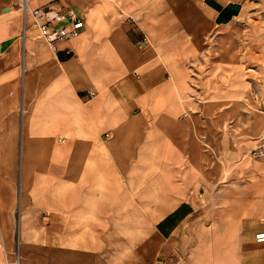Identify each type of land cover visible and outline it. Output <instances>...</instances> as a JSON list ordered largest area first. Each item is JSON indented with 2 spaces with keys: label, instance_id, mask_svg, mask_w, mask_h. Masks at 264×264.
I'll return each mask as SVG.
<instances>
[{
  "label": "crops",
  "instance_id": "1",
  "mask_svg": "<svg viewBox=\"0 0 264 264\" xmlns=\"http://www.w3.org/2000/svg\"><path fill=\"white\" fill-rule=\"evenodd\" d=\"M20 1L0 0V264H264L246 5ZM45 7L83 22L57 51Z\"/></svg>",
  "mask_w": 264,
  "mask_h": 264
},
{
  "label": "rangeland",
  "instance_id": "2",
  "mask_svg": "<svg viewBox=\"0 0 264 264\" xmlns=\"http://www.w3.org/2000/svg\"><path fill=\"white\" fill-rule=\"evenodd\" d=\"M241 3L246 5L245 12L241 13L239 17L235 19V26L239 28V33L237 34L238 44V55L236 61L242 77L245 79V85L247 88V95L240 100V104L245 103L249 107L254 99L250 96V91L256 89H264L261 87V81L264 79V50L258 48V45H254L251 48L250 42L253 44L260 43L264 41V0H240ZM247 99V100H246ZM257 114L262 113L259 108H252ZM264 115V114H263ZM253 116V114H252ZM262 120L264 117L257 116L254 121ZM263 126V124H262ZM260 125L258 126V128ZM262 129L256 131L258 135L261 134ZM3 141V140H2Z\"/></svg>",
  "mask_w": 264,
  "mask_h": 264
},
{
  "label": "built area",
  "instance_id": "3",
  "mask_svg": "<svg viewBox=\"0 0 264 264\" xmlns=\"http://www.w3.org/2000/svg\"><path fill=\"white\" fill-rule=\"evenodd\" d=\"M20 5L23 13L28 9V0H21ZM33 18V27L37 29L40 38L44 43L54 51H57L61 43L75 39L79 36L83 22L73 14H62L50 7L35 8L30 10ZM262 142L252 152L251 156L258 159H264V133ZM256 243H264V232L255 235ZM156 264H165L156 262Z\"/></svg>",
  "mask_w": 264,
  "mask_h": 264
},
{
  "label": "bare ground",
  "instance_id": "4",
  "mask_svg": "<svg viewBox=\"0 0 264 264\" xmlns=\"http://www.w3.org/2000/svg\"><path fill=\"white\" fill-rule=\"evenodd\" d=\"M229 11H230V8H229ZM257 159V158H256Z\"/></svg>",
  "mask_w": 264,
  "mask_h": 264
}]
</instances>
